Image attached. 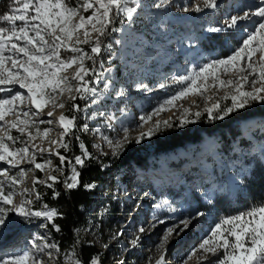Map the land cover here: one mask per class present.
<instances>
[{
    "label": "snow or ice",
    "instance_id": "1",
    "mask_svg": "<svg viewBox=\"0 0 264 264\" xmlns=\"http://www.w3.org/2000/svg\"><path fill=\"white\" fill-rule=\"evenodd\" d=\"M190 2L191 7L185 3L179 11L201 13L219 6V0ZM172 3L173 0H153L151 5L146 6L143 0H11L8 10L0 13V165H6L0 166V229L7 225L10 214H15L27 221L42 218L45 223L40 224L41 228L47 230L51 225L56 232H60L61 227L55 223V219L62 218L63 212L46 203L39 208L32 207L43 200L37 186L43 185L52 190L54 198L61 195L56 191L57 184L62 183L67 192L81 187L87 190L96 187L93 183L82 181L79 169L85 167L91 153L79 136H75V139L79 141L80 154L70 157L58 150L67 152L71 148L68 138L73 137L77 130L89 131L87 123L78 128L77 114L81 112V106L75 101H87L95 96L91 99V105H96L100 103L102 90L115 87L110 77L105 75L111 69L98 71L97 65L103 63L100 60L103 38L110 31H118L113 27L117 18L126 17L131 22L145 7H150L157 12L147 13L143 23L154 26L167 37V18L161 17L154 25L153 21L159 10L171 7ZM245 20H254L253 28L242 29L244 36L227 56L194 64L185 75L173 76L171 83L179 85L178 89L150 111L139 114L135 127H148L146 131L137 133L134 138L136 144H141L162 129L191 124L195 122L192 116L198 120L206 113L209 121L224 120L255 103L264 104V0H258L254 6L243 10L242 15H231L222 27H211L206 31L216 33L224 28L235 29ZM173 34L179 37L178 45L193 40L191 36L180 35L178 30H173ZM116 43L122 41L117 40ZM85 46H88L87 49ZM100 84L103 85L102 90L96 87ZM166 87L168 85L164 83L159 84L160 89ZM135 88L151 91L142 82H137ZM210 88H215L216 92L209 93ZM221 89L223 95L218 96ZM190 94L203 99V110L191 112L190 107H183L179 103ZM125 95L123 86L116 90L117 99H123ZM68 100L73 101L71 115L63 111ZM196 106L199 109V104ZM89 107L86 103L85 109ZM172 108L180 112L175 120L172 117L159 118ZM58 110L59 114L56 115ZM120 112L122 116L126 115L125 108H121ZM97 114L100 117L107 115L99 111L93 116ZM113 122L120 125L121 137L110 138L99 127L92 130L99 133L102 141L112 148V155L119 157L133 140L129 125L114 114L107 115L104 125L115 131ZM54 125L61 131L57 138L49 140L47 148L34 143L37 138L47 139ZM14 131L16 135H13ZM261 155L264 157V145H261ZM52 156L59 159L58 165L53 164ZM36 170L46 173L45 178L36 176ZM30 172L33 173L31 187H27ZM56 172L60 176L53 174ZM209 182L212 187L202 193V198L210 204L211 197L219 189L215 180L210 179ZM230 183L237 184L238 178L231 177ZM17 196L20 197L18 202ZM166 205L167 200L156 207ZM204 215V212L197 210L194 215L166 228L156 245L159 256L153 262L150 255L146 264H168L166 246L170 237L173 234L180 236ZM153 221V229L164 223L156 216H153ZM146 230L144 226L138 228V234L130 241L132 247L139 244L140 234ZM73 231L78 233L79 229ZM122 235L120 231L113 238ZM80 244L79 240H75L71 251H62L58 242L50 243L45 235L38 234L27 250L0 253V264H45V258L48 264H56L59 256H62L63 264H85ZM108 247V244L104 245L105 249ZM125 251H131V248L126 247ZM193 257L195 264H264V201L237 214L220 217L201 242L192 246L181 258V264H188ZM88 264H100L99 255L91 257ZM118 264H125V261L121 260Z\"/></svg>",
    "mask_w": 264,
    "mask_h": 264
},
{
    "label": "rangeland",
    "instance_id": "2",
    "mask_svg": "<svg viewBox=\"0 0 264 264\" xmlns=\"http://www.w3.org/2000/svg\"><path fill=\"white\" fill-rule=\"evenodd\" d=\"M182 1V3H187L191 7L190 0L189 2L187 0ZM221 1L219 0V3ZM152 2L153 0H143L146 6L151 5ZM257 2L258 0H228L223 3V6L220 5L215 10L205 9L201 13H182L179 8L184 4L181 5V2L173 3L171 7L162 9L164 13L159 10V14L153 21L154 25L161 17L167 18L169 21L167 37L154 26L143 23L147 13L157 12V10L150 7H145L141 16H137L134 18L136 20L131 22L126 17L117 18L113 27L118 31H110L109 35L103 38L104 48L100 57L103 63L97 65L98 71L111 69V72L105 73V75L110 77L115 87L102 90V84L96 85L98 89L102 90L100 92V103L96 105H91V99L95 96L90 97L87 101L80 99L75 101L81 106V112L77 114L79 117L78 128L87 123L89 131L77 130L73 137L68 138L71 140V148L67 152L63 149L59 151L62 154L72 151L73 153L68 155L70 157L80 154L79 141L75 139V136H79L80 141L87 143L86 147L91 153V159L102 170L107 169L109 164L126 155L129 148H132V151L136 150L139 163L128 165L126 168L122 166L115 167L116 164L111 165L110 173L102 176L105 182L97 192L98 197L96 195L88 207L79 208V212L85 219L74 228L79 229V232L74 233L73 242L62 251H71L74 241L79 240L81 242L80 248L81 245L97 246L106 261L112 258L116 259L117 262L124 260L125 264H146L147 258L151 255L154 262V259L160 254L156 250V245L160 242L165 229L181 219L194 215L197 210L202 211L205 213L203 217L196 219L180 236L173 234L166 246L168 264H181V258L192 246L201 242L214 222L224 215H234L247 209V207L238 204L237 195L240 194L239 198L242 197V199L247 198L243 188V177L248 174L252 167L264 168V157L261 155V145H264V116H251L244 120L241 132L243 139H239L240 136H238V140L235 138L231 144L226 146L222 145L220 140L217 142L215 140H203L199 143H185L183 146L172 150L154 153L155 143L153 137L145 139L141 144H136L134 138L139 131H146L148 127V125H145L144 129L135 127L139 114L150 111L157 103L178 89L179 86L171 83L172 79L167 82L168 87L164 89L157 87V84L163 81L170 68L172 70L169 72V77L174 76V67L176 66L172 65L171 59L181 52L180 49H184L186 53L182 57L183 60L180 56L176 57L175 61L176 64L185 67L181 68L184 70L182 75H185L196 61L197 64H200L208 59L227 56L241 40V37L244 36L242 29L252 30L256 18L253 21H241L235 29L224 28L223 31L216 33L206 31V29L222 27L225 20L228 19V15L225 16L224 14L225 11H228L230 15H242L243 10H247ZM172 8H175L177 12L171 13ZM181 17L182 20H180ZM173 30H178L182 36H188L193 32L190 34L193 40L191 42L186 40L184 45H178L177 41L176 43H170L179 38L173 34ZM134 33L137 36L132 37L131 40L135 41L138 37L146 45L142 47L141 52L136 54L125 51L126 46L133 43L129 44L128 39L126 41L123 39L127 35L134 36ZM142 35H145L148 42L141 38ZM117 40L122 41V43H116ZM188 44L191 47L187 46ZM165 45L168 46L170 52L172 51L171 55H169L170 53L168 55L164 53ZM132 46L140 49L137 45ZM87 47L85 46L86 49ZM160 54H164V64L161 58L158 57ZM187 61L188 63L185 65ZM137 82L147 85L151 91L137 90L135 88ZM121 86L126 89V95L123 99H117L116 90ZM212 92H216V89L210 88L209 93ZM156 94L159 97L154 98ZM163 95L164 98L162 99ZM221 95H223V89L218 93V96ZM66 96L67 94H65ZM72 103L73 101L68 100L65 109H63L67 115H71ZM86 103L90 105L88 109H85ZM179 103H182L183 107H190L191 112L204 109L203 99L196 95L190 94ZM197 104H199V109L196 106ZM121 108L126 109V115L122 116ZM99 111H104L107 115L114 114L130 127V138L133 142L126 146L125 151L119 157L113 156L112 148L102 141L99 133L92 130L99 127L103 134L108 135L110 138H118L123 135L120 131V125L116 122H113L115 131L105 127L104 121L107 120V115L105 117H100L98 114L93 116V113ZM179 115V110L172 108L162 113L159 118L168 119L172 117L175 120ZM191 118L194 121L196 119L194 116ZM184 127L174 126L172 129L175 128V130L181 131ZM163 130L165 129L157 134H161ZM60 131L61 129L54 125V130L47 139L37 138L34 143L47 148L49 140L57 138ZM223 147H225V150ZM51 159L54 165L59 164L57 157L52 156ZM38 160H40L39 157ZM35 172L39 173L41 179L46 176V173H41L38 170ZM31 174L30 172L28 181ZM53 174L60 176L58 172ZM233 176L238 178V183L235 185L230 183ZM128 178H130L131 183H128ZM210 179L216 181L219 190L211 197L212 203L209 204L202 198V193L212 187L209 182ZM25 186L30 187L28 182ZM61 186L65 191L62 183ZM37 187L38 191L42 192L47 189L43 185ZM17 198L20 197L17 196ZM165 200L168 201V205L162 208L156 207L157 204H162ZM34 204V208H39L44 203L38 201ZM216 204H221L223 209H217ZM128 209H134V212L126 215ZM144 212L147 215L144 216ZM153 216L164 221V223L158 224L153 229L151 227L154 223L152 222ZM128 218L129 221H127ZM36 226H38V230L35 232L32 230L24 238L26 244L12 246V250H6L5 252L20 253L22 247L26 248L27 244L30 248L31 242L38 234L45 235L50 243H57L58 234L54 231L50 233L49 228L47 230L41 228L37 218L27 221L15 214H10L7 225L0 229L2 236L0 245L11 244L12 240L17 238L18 235ZM140 226H144L147 230L145 233L140 234L139 244L132 247L130 241L138 234ZM120 231L123 232V235L114 239V234ZM89 241H92V243L89 244ZM105 244L109 245L106 249L107 254L103 253ZM185 244H187V248L183 251ZM126 247L131 248V251H125ZM45 264H48V261ZM56 264H63L62 256H59ZM188 264H195V257Z\"/></svg>",
    "mask_w": 264,
    "mask_h": 264
},
{
    "label": "trees",
    "instance_id": "3",
    "mask_svg": "<svg viewBox=\"0 0 264 264\" xmlns=\"http://www.w3.org/2000/svg\"><path fill=\"white\" fill-rule=\"evenodd\" d=\"M10 2L11 0H0V13L8 10ZM251 116H264V104L255 103L242 112L233 114L224 120L209 121L205 113L200 119H195L192 125H185L181 131L175 130V128H169L163 130L161 134L154 135L153 141L155 144L153 152L161 153L183 146L185 143L195 144L203 140H215L216 142L220 140L222 145H229L235 138L237 139L238 136H240L239 139H243V136H241L242 122ZM16 134V132H13V135ZM84 144L86 145L87 143L84 142ZM224 148L225 147H223V149ZM72 153L73 152L70 151L65 154L69 155ZM138 161L139 158L136 154V150L132 151V148H129V152L126 155L109 164V167L105 170L100 169L99 166L89 158L86 160L85 167L79 170L82 173V181L84 183L95 184V188L87 190L81 187L71 192H65L60 184H57L56 191H59L61 195L55 198L52 196V190L48 188L44 192L39 190L43 194V203L51 207H56L60 212L64 213L62 218L58 217L55 219V223L59 224L61 227L60 232H56L55 229L49 225L50 233L54 231L58 234L57 242L61 250L65 249L73 242V229L85 219L79 212V208L88 207L91 201L96 197L100 186L105 182L102 176L110 173V169H112L111 165L116 164L115 167L122 166L126 168L128 165L138 164ZM37 175H39V173H37ZM129 179L130 178L127 179L128 183H131ZM243 181V188L247 198L242 199V197L239 198L240 194L237 195L239 205L245 206V208L247 207L248 209L251 205L264 201V168L259 166L252 167L248 174L243 177ZM216 207L217 209H223L221 204H216ZM81 251L85 264H88L90 258L97 254L99 255L100 264H104L106 261L103 258V254H100L97 246L81 245Z\"/></svg>",
    "mask_w": 264,
    "mask_h": 264
},
{
    "label": "bare ground",
    "instance_id": "4",
    "mask_svg": "<svg viewBox=\"0 0 264 264\" xmlns=\"http://www.w3.org/2000/svg\"><path fill=\"white\" fill-rule=\"evenodd\" d=\"M226 1H228V0H222L220 3H219V6L220 5H222L223 6V3H225ZM177 2H181V5L182 4H184V3H182L183 1L182 0H173V3H177ZM187 2H189V0H187ZM172 3V4H173ZM180 5V6H181ZM218 6V7H219ZM160 11H162V10H160ZM163 13H164V11H162ZM170 12L171 13H175V12H177V10L175 9V8H172L171 10H170ZM190 14V13H189ZM224 14H225V16L226 15H228V18L231 16L230 15V13L228 12V11H225L224 12ZM180 20H182V17L180 18ZM201 21H200V26H201ZM206 25V24H205ZM193 33V32H192ZM192 33H190V34H192ZM135 34V33H134ZM190 34H188V36H190ZM137 36V34H135L134 36H130V37H123V39H128L129 40V44L130 43H133L132 45H137L140 49H138V48H135L134 46H132V45H128V46H126V51H128V52H131V53H133V54H136V53H139L140 51H141V49H143L142 47H144V46H146L145 45V43L143 42V41H141L140 39H138V37H137V40H139V42H137V40H135V41H133V40H131V38L132 37H136ZM176 37V36H175ZM141 38H143L145 41H147L148 42V40H147V38L145 37V35H142V37ZM131 40V41H130ZM176 41L177 40H174V41H171L170 43H176ZM141 42V43H140ZM159 45H160V43H159ZM158 45V48L160 47ZM168 45V44H167ZM167 45H165L164 46V49H163V51H164V53L165 54H167L168 55V53H170L169 55H171L172 54V51L170 52V50L168 49V46ZM187 46H190L191 47V45L190 44H188ZM174 48V47H173ZM180 53H178V54H176L177 56H175L174 58H172L171 59V63H172V65H175L176 67H174V70H175V73H174V76H179V75H182V73L184 72V70L183 69H181V68H185V67H182V66H180L179 64H176V57H180L181 56V59H182V57L185 55V50L184 49H180ZM173 52H175V51H173ZM158 57L159 58H161V60H162V63L164 64V54H160V55H158ZM198 59V58H197ZM183 60V59H182ZM195 64H197V61H196V63ZM178 67V68H177ZM172 69L170 68L168 71L170 72ZM169 72L164 76V78H163V81L162 82H158V84H157V87H159V84H161V83H164V84H167V82L170 80V79H172V77L173 76H171V77H169ZM176 85V84H175ZM176 86H179V85H176ZM157 97H159L158 96V94H156L155 96H154V98H157ZM164 98V95L162 96V99ZM59 114V110L56 112V115H58ZM132 193H134V192H132ZM20 200V198H17L16 199V201L18 202ZM33 206H35V204H33L32 205V207ZM145 215H147L145 212H144V216ZM37 222L39 223V225L41 224V223H43L44 221H43V219L42 218H37ZM152 222H154V221H152ZM32 230H34V232L35 231H37L38 230V226H36V227H32V228H30V229H27L25 232H23V234H21V235H18L17 236V238H15L14 240H12V243L11 244H7V245H3V244H1L0 245V253H3V252H5L6 250H12V246H18V245H20V244H23V243H25L26 244V242H24V238L29 234V233H31L32 232ZM1 233V232H0ZM0 238H2V236H1V234H0ZM38 242V241H37ZM200 242H198V244H199ZM28 246H26V248L24 247H22V251L23 250H27L28 248H29V244H27ZM187 246V244H185L184 245V249H183V251L184 250H186V247ZM2 251V252H1ZM21 251V252H22ZM170 252H172V250H170ZM11 253V252H10ZM13 253V252H12ZM19 253V252H18ZM45 262H47V259L45 258Z\"/></svg>",
    "mask_w": 264,
    "mask_h": 264
}]
</instances>
